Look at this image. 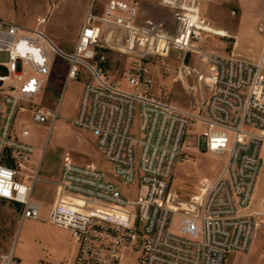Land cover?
I'll use <instances>...</instances> for the list:
<instances>
[{"label":"built area","instance_id":"built-area-1","mask_svg":"<svg viewBox=\"0 0 264 264\" xmlns=\"http://www.w3.org/2000/svg\"><path fill=\"white\" fill-rule=\"evenodd\" d=\"M176 2H166L179 9L173 31L135 25V6L118 0L104 17L89 10L71 52L46 33L48 15L33 26L0 18V53L7 54L0 60V193H10L0 194V204H18L20 222L41 219L67 230L71 264H224L229 253L243 254L242 264H249L253 241L264 230V196L256 199L264 164V47L257 59L235 46L215 48L213 37L231 35L210 30L201 0ZM110 23L128 30L119 49L129 65L120 74L97 60L98 41L114 33H106ZM154 57L164 75L184 86L189 105L153 93L145 61ZM59 59L67 62L64 87L82 78L71 122L91 133L109 168L77 163L66 152L59 178L46 180L54 194L42 216L46 203L34 190L46 146L28 141L29 125L52 128L60 117V102L50 109L40 100ZM190 128L197 130V149L223 163L197 192L173 183L176 167L190 159L184 149ZM15 242L0 264H19Z\"/></svg>","mask_w":264,"mask_h":264},{"label":"rangeland","instance_id":"rangeland-1","mask_svg":"<svg viewBox=\"0 0 264 264\" xmlns=\"http://www.w3.org/2000/svg\"><path fill=\"white\" fill-rule=\"evenodd\" d=\"M113 0H0V18L33 26L38 15H48L45 24L46 33L57 46L66 51L73 50L83 21L85 10L104 17L111 9ZM117 1V0H115ZM128 6H135L134 24L147 28L154 26L173 31L179 19L175 16V6L169 0H118ZM174 1V0H172ZM177 5L190 4L191 0H176ZM202 14L211 23V31L218 35H234L233 38L215 36L212 43L215 48L235 51L244 56L259 58L264 47V0H201ZM125 15V11L116 10ZM151 23H147V21ZM113 31L111 37L98 41L97 60L104 67L116 74L122 73L129 65V55L119 47L128 40V30L111 24L106 33ZM107 35V34H106ZM120 35L122 38L119 39ZM0 60H7L6 53H0ZM170 64H176L170 58ZM153 75V93L170 99L182 106L189 105V97L184 86L174 75H164V64L154 57L145 61ZM67 62L59 59L44 93L40 97L42 106L54 109L58 102L60 117L52 128L49 123L30 122L31 135L28 139L34 146H46V152L35 184L34 196L46 203L42 216H47L49 203L54 194V187L46 180H57L60 176L63 158L68 152L71 158L81 164L95 163L102 168H109L102 153L95 144L90 132L78 128L71 122L78 113L82 78L70 79L64 87ZM184 149L189 154V161L179 164L175 169L174 185L188 192H197L202 186L212 181L222 167V160L215 154L203 153L197 149V130H187ZM40 151L29 164L35 169ZM135 194V193H134ZM264 196V164L256 187L257 201ZM18 204L2 201L0 204V256L9 251L16 237L14 259L19 264H67L73 239L70 233L54 224L41 219L25 218L19 221ZM264 253V230L260 229L253 241L249 264H259ZM243 254L229 253L224 264H242Z\"/></svg>","mask_w":264,"mask_h":264},{"label":"crops","instance_id":"crops-1","mask_svg":"<svg viewBox=\"0 0 264 264\" xmlns=\"http://www.w3.org/2000/svg\"><path fill=\"white\" fill-rule=\"evenodd\" d=\"M87 11H88V10L86 9V10H85V13H84V16H83L82 24H83V22H84V19H85V16H86ZM38 16H40V15H38ZM38 16H37V17H38ZM37 17H36V18H37ZM82 24H81V26H82ZM80 29H81V27H80ZM79 31H80V30H79ZM73 257H74V247H72V249H71V253H70V256H69V258L66 260L67 264H71ZM51 264H54V263L52 262ZM62 264H63V263H62ZM64 264H65V263H64Z\"/></svg>","mask_w":264,"mask_h":264},{"label":"clouds","instance_id":"clouds-1","mask_svg":"<svg viewBox=\"0 0 264 264\" xmlns=\"http://www.w3.org/2000/svg\"><path fill=\"white\" fill-rule=\"evenodd\" d=\"M0 194H3V195H9V196H10V193H8V192L0 193Z\"/></svg>","mask_w":264,"mask_h":264},{"label":"flooded vegetation","instance_id":"flooded-vegetation-1","mask_svg":"<svg viewBox=\"0 0 264 264\" xmlns=\"http://www.w3.org/2000/svg\"><path fill=\"white\" fill-rule=\"evenodd\" d=\"M231 38L236 39V38L234 37V35H231ZM235 43H236V40L234 41V46H235Z\"/></svg>","mask_w":264,"mask_h":264},{"label":"snow or ice","instance_id":"snow-or-ice-1","mask_svg":"<svg viewBox=\"0 0 264 264\" xmlns=\"http://www.w3.org/2000/svg\"><path fill=\"white\" fill-rule=\"evenodd\" d=\"M5 175H7V173H4Z\"/></svg>","mask_w":264,"mask_h":264}]
</instances>
